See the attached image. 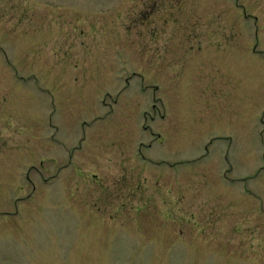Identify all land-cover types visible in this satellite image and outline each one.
Instances as JSON below:
<instances>
[{"label":"rangeland","instance_id":"374dc122","mask_svg":"<svg viewBox=\"0 0 264 264\" xmlns=\"http://www.w3.org/2000/svg\"><path fill=\"white\" fill-rule=\"evenodd\" d=\"M0 264H264V0H0Z\"/></svg>","mask_w":264,"mask_h":264}]
</instances>
